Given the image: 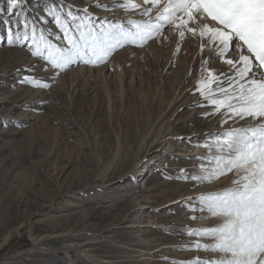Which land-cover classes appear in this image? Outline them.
Returning a JSON list of instances; mask_svg holds the SVG:
<instances>
[{"label":"rangeland","instance_id":"1","mask_svg":"<svg viewBox=\"0 0 264 264\" xmlns=\"http://www.w3.org/2000/svg\"><path fill=\"white\" fill-rule=\"evenodd\" d=\"M97 2L63 0L79 16L88 8L97 26L131 29L129 20L149 19ZM99 2L111 8L123 0ZM52 3L59 7L61 0H24L22 7L29 16H46ZM46 18L39 26L58 43L62 33ZM5 19L17 17L9 0H0V36ZM160 23L142 45L125 44L102 63L81 61L63 71H44L46 62L31 56L27 44L0 40V264H198L222 255L196 247L214 238L189 232L222 222L198 197L232 187L237 176L203 183L182 177L202 174V163L214 166L206 158L215 149L203 145L216 134L254 122L215 112L196 91L207 75L202 61L217 75H231L229 66L209 48L202 51L199 36L186 32L181 39ZM61 243L73 246L51 251Z\"/></svg>","mask_w":264,"mask_h":264},{"label":"snow or ice","instance_id":"2","mask_svg":"<svg viewBox=\"0 0 264 264\" xmlns=\"http://www.w3.org/2000/svg\"><path fill=\"white\" fill-rule=\"evenodd\" d=\"M23 4L24 0H9V13L15 12L17 19L3 20L5 35L0 40L6 39L10 46L27 44L31 56L46 62L44 71H63L81 61L102 63L118 47L145 43L159 33L161 21L175 27L181 39L186 32L199 36L205 41L201 50L209 48L229 66L231 75H217L216 70L205 67L207 59L202 61V72L207 75L197 81L196 91L215 112L225 109L228 119L254 123L216 134L211 144L203 145L209 152L215 149V154L206 158L214 166L208 168L202 163V174L182 177L203 183L228 173L237 176L232 187L198 197L222 222L189 234L214 238V244L196 247L222 254L198 264H264V0H143V6L123 0L111 8L98 0L94 5L107 11L139 10L142 17L149 18L144 22L129 20L131 29L119 23L97 26L88 8L79 16L63 0L59 7L55 3L45 6L46 16H29ZM154 10L157 23L151 22ZM46 17H51L62 33L55 36L58 43L49 39L51 31L39 26L49 23ZM25 80L37 87H49L37 78Z\"/></svg>","mask_w":264,"mask_h":264},{"label":"bare ground","instance_id":"3","mask_svg":"<svg viewBox=\"0 0 264 264\" xmlns=\"http://www.w3.org/2000/svg\"><path fill=\"white\" fill-rule=\"evenodd\" d=\"M144 178H142L141 180H143ZM139 180V179H138ZM133 185H136L135 184V182L134 183H129L128 184V187H131V186H133ZM132 188V187H131ZM76 205V204H75ZM70 231H68V233H69ZM44 238L45 237H41V238H39L38 239V237L37 238H34L33 240L34 241H36V245H38V243H40L41 241H43L44 240ZM141 240V239H140ZM49 246V245H48ZM47 246V247H48ZM71 246H73L71 243H61V244H59L58 246H56V247H52V246H49V247H52L53 248V250H51L52 252H58V253H60V252H63V251H67V250H69V249H71L72 247ZM42 249H44V247L42 248ZM45 249H48V248H45ZM166 249V248H165Z\"/></svg>","mask_w":264,"mask_h":264},{"label":"trees","instance_id":"4","mask_svg":"<svg viewBox=\"0 0 264 264\" xmlns=\"http://www.w3.org/2000/svg\"><path fill=\"white\" fill-rule=\"evenodd\" d=\"M0 256H3V254H1Z\"/></svg>","mask_w":264,"mask_h":264}]
</instances>
